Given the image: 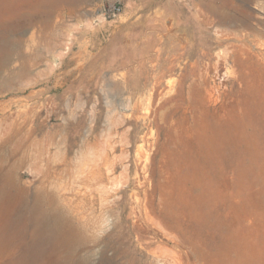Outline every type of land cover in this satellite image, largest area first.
Returning <instances> with one entry per match:
<instances>
[{"label": "rangeland", "instance_id": "374dc122", "mask_svg": "<svg viewBox=\"0 0 264 264\" xmlns=\"http://www.w3.org/2000/svg\"><path fill=\"white\" fill-rule=\"evenodd\" d=\"M112 1L0 0V20L26 19L8 36L25 43L18 69L1 75L0 166L18 152L28 195L40 177L29 164L61 186L84 169L88 226L106 186L110 225L87 263L185 256L148 212L215 248L222 148L234 146L221 134L264 148V0H120L119 14L98 17ZM224 176L229 186V161ZM65 194L75 207L79 193Z\"/></svg>", "mask_w": 264, "mask_h": 264}, {"label": "bare ground", "instance_id": "6f19581e", "mask_svg": "<svg viewBox=\"0 0 264 264\" xmlns=\"http://www.w3.org/2000/svg\"><path fill=\"white\" fill-rule=\"evenodd\" d=\"M5 3L8 2H0V6ZM98 17L104 18L103 13H99ZM25 20H0V92L11 86L10 77L2 78L1 75L4 72L15 73L18 67L15 68L14 62L20 60L25 47L21 38L13 45L8 36L21 29ZM16 129L14 136L18 132ZM221 139L222 143L231 140L234 146L228 151L222 148L224 151L221 154L218 243L215 248L205 246L201 251L193 240L176 233L173 222L166 225L148 212L145 215L152 225L174 239L177 247L186 249L185 256L179 251H169V257H161L159 264H264V148L253 141L247 144L245 139L241 142V138H230L225 133L221 134ZM41 156L42 151L39 152ZM12 159L13 163L7 167H4L3 161L0 166V264H27L32 256L50 264H91L87 263L83 252L94 251L101 233H105L110 225V214L105 206L109 198L106 186L98 196L100 216L88 226L81 211L82 198L92 193L87 183L89 177L83 174L84 169H77L71 183L61 186L53 181L44 184L46 170L29 164L30 173H40V177L38 186L28 195L26 188L20 184V174L16 170L17 163H20L18 152H14ZM228 161L233 171L229 186L224 181ZM66 191H74L76 196L79 193L75 207L71 205V198L66 201ZM149 203L146 197L145 204ZM88 231L91 232L87 234Z\"/></svg>", "mask_w": 264, "mask_h": 264}, {"label": "built area", "instance_id": "2783aa9c", "mask_svg": "<svg viewBox=\"0 0 264 264\" xmlns=\"http://www.w3.org/2000/svg\"><path fill=\"white\" fill-rule=\"evenodd\" d=\"M121 11V3L120 0H114L112 2H109L106 7H102L100 9V12L103 13L104 18H106V16H116L117 14H119Z\"/></svg>", "mask_w": 264, "mask_h": 264}]
</instances>
